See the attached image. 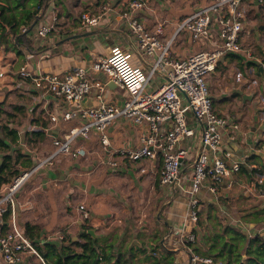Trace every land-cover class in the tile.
<instances>
[{"label": "crops", "instance_id": "1", "mask_svg": "<svg viewBox=\"0 0 264 264\" xmlns=\"http://www.w3.org/2000/svg\"><path fill=\"white\" fill-rule=\"evenodd\" d=\"M59 1L62 5L53 6L51 4L43 17L36 20L37 27L34 29V37L31 38L32 47L36 49H34L35 51L39 47H45L43 52L24 51L23 58H19L13 53H4L0 50V73L3 74V77L0 78V109L4 112H11L16 106L25 109V114L18 122L20 126L11 127L18 131L17 149H21L24 155H28L33 164L53 152V138L63 137L71 127L79 125L81 121L76 119L64 122L62 120V112L66 109L64 101L51 94H44L36 90L29 81H22L19 77V69L25 66L33 74L63 76L70 74L76 68H82L86 70V79L90 83H107L103 74L92 71V64L96 57L99 54H104L113 46H119L130 52L137 50V42L128 27L121 29L117 24L122 20L126 23L121 17L130 0ZM202 2L203 0H199L195 6L193 4L191 6L190 0H185V2L169 0V3L166 0H152V2L145 0L147 8L136 12L137 21L147 31H152L156 21L165 20L167 22L165 35L161 38L165 42L175 32L183 17L195 10ZM254 6L255 9L260 5L255 4ZM262 10L257 9L255 14ZM85 11L90 15L100 17L97 26L88 27L82 24L80 15ZM53 18L56 19L53 32L43 40H38V28L46 25L45 23ZM257 29L258 27L252 28L256 39L258 38ZM249 31L247 20L241 40L245 34L248 37ZM51 34L52 36H50ZM91 44L93 48H90ZM207 46L208 44L202 41L192 42L189 34L182 31L175 37L170 47L171 58H185L195 51L207 48ZM152 58L143 56L145 61L143 65L146 69L151 66ZM250 62L255 65H247ZM258 65L254 60L237 55H227L207 77L210 93L209 79L211 76L221 73L223 69H239L235 74L229 76L231 84L227 86L230 89L224 88L216 93L221 101L232 90L230 94L234 99L231 102H237V98H240L242 106L246 105L244 109L246 113L241 114V112L235 111L238 115L232 114L229 117L240 125L233 147L236 143L241 145H238L239 151L237 152H240L243 157L237 159L243 165L246 164L244 169L246 172L239 170L232 173L226 179L225 184L220 186L219 198L223 196L230 199L232 197L229 192L232 191V188L236 185L235 187L239 189L238 181L234 180V175L238 179H242L243 186L251 185L246 188L250 195L254 193L255 185L258 187L259 183L264 181V179L258 180L260 179L258 176L264 177V163L256 157L261 151L252 147V142L254 145H258L261 142L260 138L264 140V109H262L264 106V93L262 92L264 91V71ZM240 70L248 78L242 76ZM164 73L159 72L155 75L150 89L157 88L165 82ZM232 79L237 84H234ZM248 81H250V85H248ZM257 82H262V86H259ZM230 94L228 98H232ZM124 97L125 92L111 83H107L104 98L108 102L121 104ZM211 99L214 111L225 117L226 115L216 110L217 101L212 96ZM255 101L260 105H258L254 116H248L250 110L254 111ZM96 103L97 90L93 88L82 100L81 106L89 108L95 106ZM257 111L261 121L256 118ZM51 115L58 117L57 123L50 121ZM16 116L20 117L19 114ZM146 130V125L135 126L130 121L117 119L107 129L109 138L107 149L103 148L100 143V135L95 131H91L86 140L78 139L75 146L85 149V156L76 158L57 156L51 167H44L48 169V175L42 172L39 175L36 173V176L32 177L34 180L30 182L31 178L16 194L15 209L20 228L25 223L36 225L40 228L41 240L53 242L58 241L63 234L71 237L73 241H80L84 232L89 234V231H93V235H89L100 246L114 244V248L121 251L132 250L135 264H147L148 262H145L146 253L158 243H165V246L173 252L174 263L186 264L188 261L187 248L180 246L184 233L190 230L189 227H184L187 222L186 197L178 193L173 186H159L157 172L162 162L159 157L155 160L130 161L120 153L136 148L139 135ZM29 139L32 141L29 142ZM257 139L260 140L259 143L256 142ZM224 142L231 141L225 136ZM185 144L190 146L191 157L194 158L197 153L196 136ZM234 149L236 150V147ZM189 164V160L184 162V174L190 173L192 170ZM248 180L250 182H247ZM237 189L236 192H238ZM202 192L204 191L202 190ZM262 192H259L260 195ZM238 198L236 197L233 202ZM256 199L258 201V195ZM243 201H247L241 202L245 205L249 200L243 198ZM81 203L86 205L89 212L87 220H83L76 212V207ZM205 203L216 206L214 204L216 201L209 195L205 197L201 206H204ZM239 205L238 208L242 206ZM153 209H156L152 212L156 214L154 215L156 223L146 227L145 224H142L145 222L143 215L146 213L150 216ZM240 209L239 215L242 217H234L233 213H228L234 219L233 224L230 225L248 233H259L261 230L262 233L259 234L264 236V226L260 225L255 228L256 224L250 223V219H248V217L252 218V215L249 214L250 212L255 213L256 208L241 207ZM144 218L151 217L144 216ZM249 229L250 231H248ZM141 230L143 234L139 235L142 233ZM143 250L146 252L142 253ZM0 264H5L1 255ZM19 264H40V262L31 255H25Z\"/></svg>", "mask_w": 264, "mask_h": 264}, {"label": "built area", "instance_id": "2", "mask_svg": "<svg viewBox=\"0 0 264 264\" xmlns=\"http://www.w3.org/2000/svg\"><path fill=\"white\" fill-rule=\"evenodd\" d=\"M263 3L264 0H203L195 10L183 17L175 32L163 42L161 38L165 35L167 22L158 20L153 30L147 31L136 17V12L147 8L145 1L131 0L121 18L135 38L137 50L130 52L113 46L104 54H99L92 64V71L103 74L107 83L125 92L121 104L108 102L104 98L107 83H90L86 79V70L82 68L63 76L33 74L25 66L19 69V77L28 80L36 90L64 101V122L80 119L81 123L71 127L63 137L53 138L54 150L51 154L22 170L10 183L0 185V255L5 264H19L25 255H31L40 264H45L18 225L15 209L18 191L39 170L51 167L57 156H85V149L76 147L75 142L88 139L91 131L100 135V143L107 149V129L117 119L130 121L135 126H147V130L139 135L137 147L120 153L130 161L161 159L157 172L158 184L161 187L173 186L186 197L187 222L184 227L190 229L186 233L188 240H194L191 230L196 224L201 203L207 195L217 200L220 186L232 173L238 172L242 164L239 159L234 160L232 152L222 148L225 136L230 141L237 140L240 125L214 111L207 77L227 55L254 59L241 43V38L249 18L248 8L254 9L255 4ZM99 19V16L90 15L87 11L80 15L82 24L88 27L97 26ZM45 24L37 30L41 39L54 30L56 19H50ZM182 31L189 34L192 42L207 43V48L185 58L172 59L170 47ZM143 56L153 57L148 69L143 65ZM255 61L264 71L262 60L255 58ZM159 72H165V82L150 89ZM93 88L97 90V103L93 107L83 108L81 102ZM188 118L193 122L191 125ZM49 119L52 123L58 122L56 115H51ZM195 136L197 153L192 158L190 146L185 143ZM188 160L192 170L184 174V162ZM7 212V230L3 231L2 219ZM76 212L83 220L89 219L84 203L76 207ZM186 250V264H213L211 258L199 256L189 248Z\"/></svg>", "mask_w": 264, "mask_h": 264}, {"label": "trees", "instance_id": "3", "mask_svg": "<svg viewBox=\"0 0 264 264\" xmlns=\"http://www.w3.org/2000/svg\"><path fill=\"white\" fill-rule=\"evenodd\" d=\"M51 4L53 6L62 5L59 0H0V50L4 53H13L19 58H23L24 51L35 52L31 38L34 37V29L37 27L36 20L43 17ZM257 8L264 10V3ZM259 14L260 12L256 14V17ZM22 28L25 30L22 31ZM256 31L259 38L260 32L264 33V26L258 27ZM37 37L38 40H43L38 35ZM40 48L37 49L41 50ZM259 55L264 63V52L260 51ZM251 64L255 65L253 62L247 63V65ZM20 79L28 82L21 77ZM1 112L5 115L6 122L0 129V185L10 183L20 174L21 169L25 170L33 165L29 156L24 155L21 149H17L19 135L15 128L20 126L18 122L25 114V109L17 106L11 112H4L0 109V117L3 116ZM17 114L20 117H17ZM31 141L32 139H29V142ZM245 166L246 164H241L239 170L246 172L244 171ZM199 209L196 224L191 230L194 240H182L186 248L199 256L211 258L213 264H264L263 235L256 232H244L229 224L223 225L219 222L214 228L211 225V218L215 216L212 212L216 207L209 204L205 207V212H200ZM2 220V230L6 231L8 212L3 215ZM250 223L264 226V208L261 212H255L252 215ZM204 225L212 226L208 235L200 229ZM22 231L35 246L45 264H135L132 250L121 251L114 248V244L100 246L86 232L82 234L80 241H73L71 237L63 234L58 241L53 242L41 240L40 228L36 225L25 223ZM144 252L146 250L142 251ZM145 260L147 264H176L173 252L165 246V243H158L151 248L146 253Z\"/></svg>", "mask_w": 264, "mask_h": 264}, {"label": "rangeland", "instance_id": "4", "mask_svg": "<svg viewBox=\"0 0 264 264\" xmlns=\"http://www.w3.org/2000/svg\"><path fill=\"white\" fill-rule=\"evenodd\" d=\"M147 1L148 2H152V0H147ZM166 1L169 3V0H166ZM190 1H191V6H192V4H193V6H195L197 4V1H199V0H190ZM182 2H185V0H182ZM257 9L258 8H255L253 10V9H249L248 8V10H247L248 11V15H249L248 27H249V30H250L249 32L250 33L248 32V34H249L248 37H247V34H245L243 39L241 40V43L245 45V48L251 52L252 57H254V59H252V60H254V61H255V57L256 58H260V55H259L260 51L264 52V33H262V31H261L259 38L256 39V37L253 35L254 30H252L253 27H259L260 28V26H264V10H262L260 12L259 16L256 17L255 13H256ZM117 24H118L119 28H121V29H124V27L127 26V23H124L123 20L117 22ZM94 28H96V27H94ZM50 36H52V34ZM90 48H93L92 44L90 45ZM45 49L46 48L43 47L41 50H37L35 52H43ZM237 70L239 71V69H223V71L221 73H217L215 76H211L210 79H209V86H210V90H211L210 91L211 96L217 101L216 110L218 112L222 113L223 115H226L225 117H231L232 114H237L238 115V113H235V111L239 112V113L241 112V114H244V112L246 113V111L244 110L246 105L242 106L240 98H237V102H231V100L233 101V99H234L232 94H230L232 92V90H231V92H229V94H230V96L232 98H228L229 97L228 96L229 94H228L221 101H219V97H217V93H216V91L223 90L224 88L230 89V87L227 86V85L231 84L229 76L235 74L237 72ZM240 72L242 73L241 70H240ZM242 76L245 77L244 73H242ZM255 77H256V75H255ZM245 78H248V77H245ZM232 81H233L234 84H237V83L234 82L233 79H232ZM258 81H259V79H258ZM257 83H258L259 86H262V84H263L262 82H257ZM248 85H250V81H248ZM262 92L264 93V91H262ZM254 95H255V92L253 93V96ZM242 99H243V97H242ZM255 100H257V98H255ZM258 100H259V98H258ZM254 105H255L253 107L254 111L250 110L249 113H248V116H252V115L254 116V113H255L258 105H260V104H257V101H255ZM250 106H252V105H250ZM262 109H264V106H262ZM226 112H227V114H226ZM189 115L192 116L191 114H189ZM259 115L260 114L257 111V117L256 118H258V120H260ZM5 122H6V117H5V115H3V116L0 117V129H1V126L4 125ZM188 123L191 125V122H190L189 118H188ZM258 134L260 135L259 132H258ZM260 139H261V142H260L259 139H257V141H256L257 143L260 142V144L254 145L253 142H252V147H255L256 149L261 151L260 153H258L256 155V157L260 161H262L264 163V140H262V138H260ZM234 142H235V140L225 143L224 139H223L222 148L225 151L232 152L234 160L235 161H239L237 158L243 157V155L240 152H237V151H239L238 145H240V144L236 143V145H234V147H233V143ZM235 147H236V150L234 149ZM41 172L42 173H46L48 175V169H46V168H43L42 170H40L37 173V175H39ZM233 177H234L235 181H238V185L237 186H239L238 188L240 190L237 189L235 187L236 186L235 185L232 188V191L229 192L230 193V197H232V198L226 199L223 196H221L218 200H214V201H216V203H214L216 205L215 206L216 209H215L214 212H212V214H214L215 216L213 218H211V225L214 226V228L217 226V222H219V223H221L223 225L224 224H229V225L233 224L234 219L228 213H233L234 217H236V216L237 217H242V216L239 215V213L241 212V209H240L241 207H246L248 209L256 208V210H255L256 212H261L263 210V208H264V181H261V183H259L258 187L255 185L254 193L252 195H250V194H248L246 188L248 186L250 187L251 185H247L246 184L245 186H243L244 184H243L242 179H238V177H236L235 175ZM258 178L264 179L263 176L262 177L258 176ZM260 179H258V180H260ZM33 180H34V178H32L30 182H32ZM247 182H250V181L248 180ZM236 189H237L238 192L235 191ZM157 190H159V189L157 188ZM261 191H263L262 195H260V193H259ZM229 193L227 192V194H229ZM257 195L259 197L258 201L256 199ZM240 196H242L245 200H249L248 203H246L245 205L243 203H241V202H247V201H243V198L240 197ZM236 197H239V198L237 199V201L233 202V200H235ZM209 204H211V203H205L204 206L200 207L199 211L200 212H205V207H207ZM239 204L242 205V206L238 208ZM161 208H162V206H161ZM161 208H160V210H161ZM155 210L156 209H153V211H151V215L150 216H148L146 213L143 215V220H145V222L144 223L142 222V224H145L146 227H150L151 225L153 226L154 223H156L155 216H154L156 214L152 213ZM156 212H158V211H156ZM249 215H254V212H250ZM144 216L145 217H151V218H144ZM197 217H198V214H197ZM248 219H250V217H248ZM212 226H205L204 225L200 229H202V231L205 232L208 235L210 233V230H211ZM257 226H260V225H256L255 228H258ZM248 231H250V229ZM256 231L258 232V230H256ZM186 233H184V235L181 238V240H183V239H187L188 240V236H187ZM259 233H262L261 230H259ZM142 234H143V231L139 235H142ZM177 244H178V242L176 243V245ZM180 246H182V247L184 246L182 244V242L180 243Z\"/></svg>", "mask_w": 264, "mask_h": 264}, {"label": "water", "instance_id": "5", "mask_svg": "<svg viewBox=\"0 0 264 264\" xmlns=\"http://www.w3.org/2000/svg\"><path fill=\"white\" fill-rule=\"evenodd\" d=\"M260 70H261V69H260ZM162 209H163V208H162ZM162 209H161V210H162ZM88 233H89L90 235H91V234L93 235V231H89Z\"/></svg>", "mask_w": 264, "mask_h": 264}]
</instances>
